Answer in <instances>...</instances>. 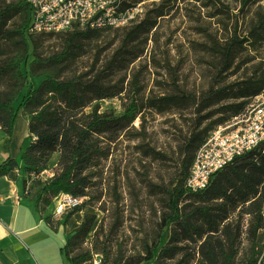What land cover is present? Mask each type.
<instances>
[{
  "label": "trees",
  "instance_id": "obj_1",
  "mask_svg": "<svg viewBox=\"0 0 264 264\" xmlns=\"http://www.w3.org/2000/svg\"><path fill=\"white\" fill-rule=\"evenodd\" d=\"M127 1L136 4L145 0ZM259 1L241 0L242 8ZM216 12L225 14L227 11L217 9ZM168 13L163 2L147 11L141 21L115 29L124 33L102 68L90 74L64 76L65 68L83 54L87 42L99 40L104 30L114 29L74 28L59 33H34L31 30L34 11L27 0H0V127L12 136L19 110L29 121L33 139L22 152L28 175L25 186L32 176L49 169L53 154L59 153V170L46 181H37L39 189L30 191L43 211L60 193L78 198L88 195L91 178L87 170L99 148L95 147L94 138L116 140L130 129L145 108L162 112L171 106L178 109L196 106L199 113L215 108L200 117L184 139L179 170L164 189L165 210L155 234L143 242L142 252L128 258L117 256L109 262L102 258L100 264H191L196 253L187 252L179 258L187 246L185 243L189 242L200 243L197 264H264V142L217 171L205 189L193 192L186 185L196 152L214 126L243 114L251 100L264 90V58L238 80L225 82L221 78L233 68L240 70L250 62L242 59L246 44L264 42V13L251 19L248 36L242 37L235 28L222 40L201 44L203 50L212 54L218 72L216 81L207 89L199 95L179 89L146 103L138 97V90L135 95H129L126 77L117 81L109 72L119 75L139 58L143 50L137 49L138 43L147 44L159 20ZM61 33L62 49L43 56L41 41L35 34ZM46 75L50 77L31 89L16 109L13 104L31 83V78ZM127 92V98H131L124 105L123 114L101 111V100ZM89 107L92 111L86 113ZM214 114L221 118L202 127ZM18 168V162L9 159L0 166V177ZM88 204L83 201L70 211L69 217L83 211ZM245 216H249L250 250L242 255L240 245L245 233L242 218ZM96 218L94 213L84 215L62 248L64 264H83L86 260L83 254L72 253L78 243L87 238Z\"/></svg>",
  "mask_w": 264,
  "mask_h": 264
},
{
  "label": "rangeland",
  "instance_id": "obj_2",
  "mask_svg": "<svg viewBox=\"0 0 264 264\" xmlns=\"http://www.w3.org/2000/svg\"><path fill=\"white\" fill-rule=\"evenodd\" d=\"M145 1L146 12L165 2L169 13L159 20L147 44L138 43L137 49L143 50L141 56L121 74L109 73L117 81L126 77L125 86L129 95H135L138 90V97L146 103L149 99L161 98L179 89L197 95L207 89L216 81L218 72L212 54L203 50L201 44L210 43L214 39L222 40L235 28L242 37L248 36L252 29L251 19L264 13V0L254 2L245 9L242 8L241 0ZM217 9H225L227 12L218 14ZM123 33V30H104L99 40L87 42L83 54L65 68L64 76L90 74L102 68L112 56ZM35 37L41 41L40 51L43 56L59 52L63 47L62 33L35 34ZM263 58L264 42L246 44V48L242 49V59L250 62L240 70L233 68L221 78L225 82L238 80ZM49 77L31 78V83L21 92L14 107L18 109L23 97ZM127 97L128 92L101 100V111L123 114L124 105L131 98ZM252 103L251 100L248 107ZM214 109L199 113L196 106L181 109L171 106L162 112L156 108H145L130 129L116 140L111 141L102 136L94 138L95 147L99 148L94 162L87 170L91 185L88 195L81 197L82 202L87 201L89 204L78 213L83 217L87 213H94L97 218L87 238L74 248L73 255L83 254L86 258L83 264H100L102 258L109 262L117 256L128 258L142 252L143 242L155 234L165 210L164 189L179 170L184 139L191 134L198 119ZM91 111L92 107L86 109V113ZM220 118L221 115L214 114L205 120L202 127ZM59 157V153L53 154L49 169L29 179L31 192L39 189L37 181L41 179L44 182L55 175L59 170ZM56 197L53 202H56L57 208L59 199ZM70 211L52 218L53 226L63 229L67 240L83 220L79 219L78 224L75 218L78 216L70 218ZM248 221L249 216L242 218L245 231L240 245L242 255L250 250ZM199 244L185 243L187 246L179 258L187 252L196 253L191 264H197Z\"/></svg>",
  "mask_w": 264,
  "mask_h": 264
},
{
  "label": "built area",
  "instance_id": "obj_3",
  "mask_svg": "<svg viewBox=\"0 0 264 264\" xmlns=\"http://www.w3.org/2000/svg\"><path fill=\"white\" fill-rule=\"evenodd\" d=\"M33 8L34 33H59L78 29H119L141 21L146 1L127 0H27ZM246 111L213 129L196 152L187 180L193 192L205 189L212 176L238 157L264 142V90ZM56 213L72 210L82 199L60 193Z\"/></svg>",
  "mask_w": 264,
  "mask_h": 264
},
{
  "label": "crops",
  "instance_id": "obj_4",
  "mask_svg": "<svg viewBox=\"0 0 264 264\" xmlns=\"http://www.w3.org/2000/svg\"><path fill=\"white\" fill-rule=\"evenodd\" d=\"M32 139L22 110L18 111L12 136L0 127V166L9 159L19 164L18 169L0 177V264H64L62 248L67 236L52 224L58 215L56 202L40 211L38 199L24 184L28 175L22 152ZM76 216L77 221L83 218L81 213Z\"/></svg>",
  "mask_w": 264,
  "mask_h": 264
},
{
  "label": "bare ground",
  "instance_id": "obj_5",
  "mask_svg": "<svg viewBox=\"0 0 264 264\" xmlns=\"http://www.w3.org/2000/svg\"><path fill=\"white\" fill-rule=\"evenodd\" d=\"M78 214V213H77ZM76 215V214H75ZM76 222V220L74 221V223Z\"/></svg>",
  "mask_w": 264,
  "mask_h": 264
}]
</instances>
